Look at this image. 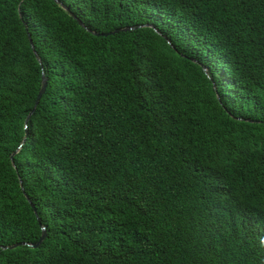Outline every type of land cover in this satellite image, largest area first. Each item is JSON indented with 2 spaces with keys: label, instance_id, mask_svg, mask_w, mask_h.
<instances>
[{
  "label": "trees",
  "instance_id": "trees-1",
  "mask_svg": "<svg viewBox=\"0 0 264 264\" xmlns=\"http://www.w3.org/2000/svg\"><path fill=\"white\" fill-rule=\"evenodd\" d=\"M0 264H264V0H0Z\"/></svg>",
  "mask_w": 264,
  "mask_h": 264
},
{
  "label": "water",
  "instance_id": "water-1",
  "mask_svg": "<svg viewBox=\"0 0 264 264\" xmlns=\"http://www.w3.org/2000/svg\"><path fill=\"white\" fill-rule=\"evenodd\" d=\"M71 14H72L73 16H75L73 13H71ZM77 21H78L80 24H82L79 18H77ZM114 30L116 31L117 28L114 29ZM110 32H112V31H110ZM93 33L97 34L98 32L93 31ZM102 33H105V32H102ZM28 41H29V43H30V45H31V47H32L31 39H30V37H29V34H28ZM33 52H34V50H33ZM34 54H35V52H34ZM35 56H36V54H35ZM36 57H37V56H36ZM37 58H38V57H37ZM44 87H45V78H44L43 75H41L40 86H39V88H38V90H37V92H36V95H35V98H34V102H33L32 106H31L30 110L28 111L27 116H28V115L30 114V112L34 109L36 103L38 102V99H39L40 95L42 94V92H43V90H44ZM27 200H28L30 206L32 207L33 212L36 214V212H35V208H34V206H33V203L29 200L28 197H27ZM39 223H40V222H39ZM41 227L43 228V226H41ZM44 234H45V232H44V230L42 229L41 234H40L38 240H37L35 243H30V245H31V246H36V245L39 243V241L44 237ZM18 243H23V241L14 242V243L8 245V247H12V246H14V245H16V244H18ZM2 247L4 248V247H6V245H3Z\"/></svg>",
  "mask_w": 264,
  "mask_h": 264
}]
</instances>
